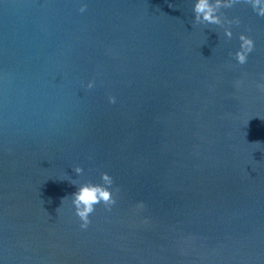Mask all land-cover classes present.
<instances>
[{"label":"water","instance_id":"water-1","mask_svg":"<svg viewBox=\"0 0 264 264\" xmlns=\"http://www.w3.org/2000/svg\"><path fill=\"white\" fill-rule=\"evenodd\" d=\"M224 12L231 40L191 0H0L2 264H264V18Z\"/></svg>","mask_w":264,"mask_h":264},{"label":"clouds","instance_id":"clouds-1","mask_svg":"<svg viewBox=\"0 0 264 264\" xmlns=\"http://www.w3.org/2000/svg\"><path fill=\"white\" fill-rule=\"evenodd\" d=\"M241 2L250 3L253 12L260 18H264V0H191L192 11L194 13V21L197 24L216 25L223 28V35L226 39L231 40L234 36L233 25H240V17H228L224 9H231ZM85 7H81L80 11L84 12ZM251 29L238 33L239 47L231 55L239 65H245L249 61L250 55L256 48L255 39L248 34ZM95 80H89L86 87L91 89L95 86ZM237 86L239 81L236 82ZM257 87L264 90V79L257 84ZM111 103H116V97H109ZM77 176L84 172L83 167L77 165L74 168ZM100 181L93 182L91 180L77 182L72 179V183L77 185V190L71 194V205L75 209V215L80 219V228L87 229L91 223L90 215L96 211V206L103 204L108 210L117 203L114 194V178L107 171L100 173ZM115 191H118L116 189ZM63 200V202H64ZM62 202V203H63ZM140 207H143L141 204ZM2 264V262H0Z\"/></svg>","mask_w":264,"mask_h":264}]
</instances>
